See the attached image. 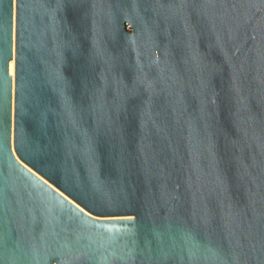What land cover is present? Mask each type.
Wrapping results in <instances>:
<instances>
[{
    "label": "water",
    "instance_id": "95a60500",
    "mask_svg": "<svg viewBox=\"0 0 264 264\" xmlns=\"http://www.w3.org/2000/svg\"><path fill=\"white\" fill-rule=\"evenodd\" d=\"M0 264H264V0H0Z\"/></svg>",
    "mask_w": 264,
    "mask_h": 264
},
{
    "label": "bare ground",
    "instance_id": "6f19581e",
    "mask_svg": "<svg viewBox=\"0 0 264 264\" xmlns=\"http://www.w3.org/2000/svg\"><path fill=\"white\" fill-rule=\"evenodd\" d=\"M9 73L11 74V76H14V65H13V60L10 61L9 63Z\"/></svg>",
    "mask_w": 264,
    "mask_h": 264
}]
</instances>
